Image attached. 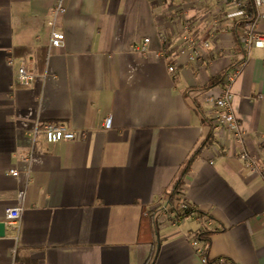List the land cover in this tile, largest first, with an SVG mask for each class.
Instances as JSON below:
<instances>
[{
    "label": "crops",
    "instance_id": "1",
    "mask_svg": "<svg viewBox=\"0 0 264 264\" xmlns=\"http://www.w3.org/2000/svg\"><path fill=\"white\" fill-rule=\"evenodd\" d=\"M223 1L218 10L211 0H64V44L53 48L55 0H0V222L25 192L0 264H203L191 244L202 232L209 263L264 264V46L250 49L231 87L242 138L214 131L201 92H186L238 58L232 33L216 30ZM183 20L201 40L215 32L203 63L160 56L163 36L182 45ZM255 31L264 40V19ZM21 64L28 86L17 82ZM43 123L85 137L49 144L34 135ZM210 135L181 187L190 214L164 212Z\"/></svg>",
    "mask_w": 264,
    "mask_h": 264
},
{
    "label": "built area",
    "instance_id": "2",
    "mask_svg": "<svg viewBox=\"0 0 264 264\" xmlns=\"http://www.w3.org/2000/svg\"><path fill=\"white\" fill-rule=\"evenodd\" d=\"M180 2L185 1L190 4H203L208 0H178ZM234 9L223 16V23H220L216 30L220 33H232V26L234 18L243 15L242 8L244 7L245 0H228ZM256 8H258L263 0H254ZM65 11L64 0H55L52 11L51 20L48 22L51 28L50 32V43L49 46L53 48H61L64 44V34L56 30L55 20L58 16L62 15ZM217 15L212 14V17ZM257 18L264 19V14H257ZM256 20L249 26H246L239 30V44L241 47V53H239L238 58L234 60L230 66L226 69L224 75V83L220 86L217 92H212L210 90L202 91L199 96L200 107H204L209 111L210 114V124L214 131H228L232 134L234 138H242L244 133L239 129L237 124L234 108H233V94L231 91L232 84L239 75L243 64L245 63L249 51L252 47H263L264 40L263 36L255 31L257 26ZM181 22V27L179 29L180 39L182 45L179 47H173V44L166 39L165 36L162 37V48L160 49V56L167 62L171 61V54L176 55H187L188 59L196 62L203 63L207 58L206 50L209 49L211 40L215 37V32L210 33V38L208 40H201L193 34L191 31V25L188 21L183 20ZM149 40L144 39L142 44L134 47V51L139 54H144L148 49ZM169 71H173V66L168 67ZM33 80V76L27 73L24 67L21 66L17 73V82L20 85L28 86ZM43 135L45 141L49 144L60 142V141H73L77 138L83 139L85 137V132L79 134L69 130L63 124L55 123H43L37 125L34 131V135ZM241 158H246V154H241ZM252 171V169L250 170ZM11 175L16 176L17 172H11ZM25 192L19 191L17 195V203L15 206L7 208L5 210V224L10 226L19 221L21 217L23 200ZM189 205L184 197V191L180 188L174 199L168 202L162 207L164 212L171 211L173 214L177 215L178 212L186 210ZM195 253H197L203 264H231L224 258H219L213 263H209L205 256V245L202 241L194 239L191 242Z\"/></svg>",
    "mask_w": 264,
    "mask_h": 264
},
{
    "label": "trees",
    "instance_id": "3",
    "mask_svg": "<svg viewBox=\"0 0 264 264\" xmlns=\"http://www.w3.org/2000/svg\"><path fill=\"white\" fill-rule=\"evenodd\" d=\"M242 11H243L242 12L243 15L240 17L234 18V22H233V26H232V35H233L234 41H235V49H237L239 53L242 52L240 44H239V37H238L239 30L246 27V26L251 25L257 18V8L255 6L254 0H245V4H244V7L242 8ZM40 60H41V62L44 60L43 55H42V57H40ZM224 75H225V72L222 73L221 75H218L216 78L209 79V81L202 88H195V89L194 88L193 89L188 88V89H186V92H189L192 90L202 92V91L210 90V89L217 87L219 85L221 86L224 83ZM196 112H197V114L200 115V117L203 120L205 119L204 113L199 106L196 108ZM211 142H212V135H210L204 142H202V144L198 147V149L190 157L186 166L184 167L183 171L181 172L180 176L177 178L176 182L174 183V185L172 187L171 193L169 195L170 201H172V199H174L176 192L182 187V185L184 183V176L187 173L190 164L199 155L200 151L206 145L210 144ZM189 214H190V212H189V208H188L186 210L178 212L177 216L178 217H187ZM207 235H208V233L202 232L196 236V240L202 241L205 245V248L207 247V245H209V238L207 237Z\"/></svg>",
    "mask_w": 264,
    "mask_h": 264
},
{
    "label": "rangeland",
    "instance_id": "4",
    "mask_svg": "<svg viewBox=\"0 0 264 264\" xmlns=\"http://www.w3.org/2000/svg\"><path fill=\"white\" fill-rule=\"evenodd\" d=\"M158 1H160V3H162V4H165V3H168V2H171L172 3V1H174V0H158ZM211 3L213 4V6L214 7H216L218 10L221 8V6L222 5H224L225 4V2L223 1V0H211ZM229 5H228V7H227V9L229 10L228 12H230V11H232L233 9H234V6L233 5H231V3L229 2L228 3ZM223 11V10H222ZM223 13L221 12V15H222ZM225 14V13H224ZM218 15V14H217ZM217 15H214V18L217 16ZM217 20H219V18L217 19Z\"/></svg>",
    "mask_w": 264,
    "mask_h": 264
},
{
    "label": "water",
    "instance_id": "5",
    "mask_svg": "<svg viewBox=\"0 0 264 264\" xmlns=\"http://www.w3.org/2000/svg\"><path fill=\"white\" fill-rule=\"evenodd\" d=\"M5 223L0 222V237H3L5 235Z\"/></svg>",
    "mask_w": 264,
    "mask_h": 264
}]
</instances>
